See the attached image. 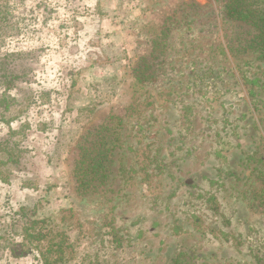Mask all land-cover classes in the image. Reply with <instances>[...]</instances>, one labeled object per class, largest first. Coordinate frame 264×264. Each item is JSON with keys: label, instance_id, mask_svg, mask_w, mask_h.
Wrapping results in <instances>:
<instances>
[{"label": "rangeland", "instance_id": "obj_1", "mask_svg": "<svg viewBox=\"0 0 264 264\" xmlns=\"http://www.w3.org/2000/svg\"><path fill=\"white\" fill-rule=\"evenodd\" d=\"M229 2H11L20 32L0 56L32 103L0 122L23 150L0 182V234L21 242L23 207L54 228L69 209L85 226L69 264H264V60ZM112 127L107 178L83 194L82 148ZM16 251L0 264H41Z\"/></svg>", "mask_w": 264, "mask_h": 264}, {"label": "trees", "instance_id": "obj_2", "mask_svg": "<svg viewBox=\"0 0 264 264\" xmlns=\"http://www.w3.org/2000/svg\"><path fill=\"white\" fill-rule=\"evenodd\" d=\"M12 1L0 0V47L7 36L20 32L19 20L11 11ZM15 1L23 3L27 0ZM225 9L226 18L249 26L247 34L249 38L245 40L247 44L245 51L253 49L259 52L261 59L264 60V0H230ZM160 54L165 53L160 51ZM7 56H0V86L4 88V92L0 95V122L8 125L27 112L32 99L26 98L20 101L10 94L11 90L17 89L19 80L23 78L25 72L23 70L8 71L6 69ZM155 58L152 60L155 61ZM139 74L140 82L148 81L142 73ZM21 133V130L10 129L8 137L0 140L1 183H10L16 170L21 166L23 150L20 149V142L16 139ZM116 133L117 129L112 127L111 141L106 139L105 135H101L100 139H95L96 141L90 143L88 148H82L79 166L75 173L79 177L81 193L85 194L95 189L94 184L103 183L107 178L106 171L111 161L110 154L116 148ZM108 145L112 146V149ZM18 215L20 218L15 221V224L24 223L22 240L20 243L10 242L7 232L0 234V253L8 248L12 254H17L16 249L19 247L21 257L31 253L32 248H35L40 255L41 264H69L75 260L77 242L83 235L85 227L77 212L69 209L62 210L58 219L61 227L58 228L52 227L49 219H38L34 209L23 207ZM15 224L12 227L16 226ZM69 230L78 233L75 241L71 239Z\"/></svg>", "mask_w": 264, "mask_h": 264}]
</instances>
